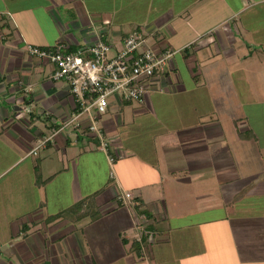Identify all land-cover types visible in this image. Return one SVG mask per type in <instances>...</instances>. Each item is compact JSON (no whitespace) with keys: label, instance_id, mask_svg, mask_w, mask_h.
Instances as JSON below:
<instances>
[{"label":"crops","instance_id":"crops-1","mask_svg":"<svg viewBox=\"0 0 264 264\" xmlns=\"http://www.w3.org/2000/svg\"><path fill=\"white\" fill-rule=\"evenodd\" d=\"M134 28L175 53L110 100V153L85 128L37 147L75 101L25 46ZM0 264H264V0H0Z\"/></svg>","mask_w":264,"mask_h":264},{"label":"built area","instance_id":"built-area-1","mask_svg":"<svg viewBox=\"0 0 264 264\" xmlns=\"http://www.w3.org/2000/svg\"><path fill=\"white\" fill-rule=\"evenodd\" d=\"M145 35L144 29L134 28L113 55L110 54L111 44L101 39L76 50L71 48L67 40L46 47L25 46L29 54L52 65L50 77L65 81L75 101V109L69 119L54 128L48 137L41 138L37 147L50 141L65 128H85L97 138L99 147L110 153L109 141L99 122L108 112L111 97L143 103L147 85L166 70L175 53L173 50L157 52L148 47ZM109 157L113 162L114 157ZM134 198L131 191L124 192L122 196L125 203L132 202ZM138 228L143 230V227ZM138 237L142 240L141 232Z\"/></svg>","mask_w":264,"mask_h":264},{"label":"rangeland","instance_id":"rangeland-1","mask_svg":"<svg viewBox=\"0 0 264 264\" xmlns=\"http://www.w3.org/2000/svg\"><path fill=\"white\" fill-rule=\"evenodd\" d=\"M111 55H113L114 54V51L112 50L111 51V53H110ZM185 72V71H184ZM116 97L115 96H112L111 97V100H114ZM99 123H101V121L99 122ZM86 207V205H85V203H83L82 205H80L79 207H80V209H81V211H82V213H84V208ZM70 208H72V207H70ZM92 213H94V206H93V211H91ZM91 212L88 214V216H90V214H91ZM72 213V212H71ZM84 215V214H83ZM72 233H69V235H71ZM77 234L78 233H76L75 232V234L73 233V235H74V237L77 239ZM153 235H151L150 236V240H149V244L147 243V246H146V251H145V256L146 257H150V254H151V246H152V244L154 243V240H153ZM66 241H68V240H66ZM68 254V261L70 260L69 259V257H70V255H69V252L67 253ZM200 258H197V260H199ZM203 260H205V259H203ZM110 261H126V259L125 258H121V257H116V258H113V259H110Z\"/></svg>","mask_w":264,"mask_h":264},{"label":"trees","instance_id":"trees-1","mask_svg":"<svg viewBox=\"0 0 264 264\" xmlns=\"http://www.w3.org/2000/svg\"><path fill=\"white\" fill-rule=\"evenodd\" d=\"M84 203V201L83 202H81V203H78V205L76 204V205H74L72 208H69L68 210H66V211H64L63 213H61V215H58V216H63L65 213H67V212H73V211H75L76 210V208L79 210L80 209V205H82ZM144 212H145V210H143ZM57 216V217H58ZM149 217V216H148Z\"/></svg>","mask_w":264,"mask_h":264}]
</instances>
